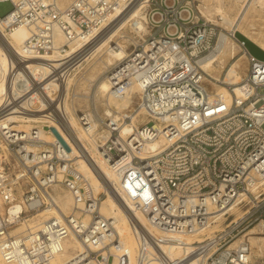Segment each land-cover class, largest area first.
I'll return each instance as SVG.
<instances>
[{
  "label": "built area",
  "instance_id": "1",
  "mask_svg": "<svg viewBox=\"0 0 264 264\" xmlns=\"http://www.w3.org/2000/svg\"><path fill=\"white\" fill-rule=\"evenodd\" d=\"M0 1L13 4L0 16L3 261L53 264L69 250L62 264H264L247 237L256 227L264 233V61L249 56L239 97L234 84L203 68L220 29L196 0H148L144 37L110 71V91L85 94L80 105L68 82L79 65L70 44L92 37L134 0ZM20 27L28 35L18 49L10 36ZM43 57L51 58L32 62ZM213 81L226 90L215 93ZM69 105L93 143L77 135ZM28 116L40 119L25 128L20 117ZM65 134L80 145L76 154ZM160 138L161 151L145 153ZM109 194L126 209L135 251L101 210Z\"/></svg>",
  "mask_w": 264,
  "mask_h": 264
},
{
  "label": "bare ground",
  "instance_id": "2",
  "mask_svg": "<svg viewBox=\"0 0 264 264\" xmlns=\"http://www.w3.org/2000/svg\"><path fill=\"white\" fill-rule=\"evenodd\" d=\"M146 1H148V0H135V2L133 4L131 3L132 6H130L131 5L130 4L125 9H123L119 13H117V15L114 17L112 22H110L107 26H105L100 31H97V33H95L92 37H90L89 39L79 38L76 41H74L73 43H71L70 47L68 49V54L72 55L78 49H80L79 53L73 55L75 62H78L80 60L82 54L84 55V53H85V49H84V52L82 51L83 47H84L83 45L90 43L91 41L98 39L100 37L99 38L100 39L99 45L96 44V46H95L96 51L93 54V57L96 55H99L100 53L102 55V52H106L107 55H106V59L104 61L106 66H108L110 64H114L117 61H121L129 52L127 53L125 45L123 43H121L118 39L116 41L115 38L119 33L124 32L123 29L125 28V26L128 23L131 24V28L135 29L134 31L142 32V31L146 30V23L144 22L146 16L144 15V13L142 11L144 5L146 4ZM234 1H235V3H242V2H245V3L242 5L241 10H239V12L233 17H231L225 11L224 6L221 3H218L215 5V13H218L221 15V17H222V24L221 25H223V27L226 28L227 32L225 31V32L219 33L216 50L213 51L212 53H210L208 56H206L202 60V65H203V68L205 70L209 71L212 69V71H213V69L216 68L215 62L219 59L220 61H219L218 65H220L221 68H225L226 62H225V59L223 57L224 56L226 57V55H229L232 59H234V61L231 63V65L228 68V71H227L226 76H225V81L234 84L236 94L239 97H242L245 94V91L247 90L248 86L246 84H240L239 83L243 79V74H242V72L240 73V71H241L240 67H241L243 58L247 57V59L249 61L250 54L248 53V51L245 48V55L236 58V56L238 54V50L240 49L241 45L242 46H244V45L242 44V42H240L236 39L235 31L236 30L241 31L247 37H249L254 42H256L259 46L264 48V37L260 38L259 36H256L252 32H248L245 29L246 23L253 25V23H251V19H252L251 17H253L255 15V13L264 10V0H234ZM203 12H204L205 16L211 15L210 13L207 14L208 12H210L209 10L203 11ZM219 23H221V22H219ZM27 35H28V30L26 28L20 27V28H17L11 34L10 40L16 48L20 49L22 47L23 41L25 40ZM121 35L122 34H120V37H122ZM125 36H123V37H125ZM63 41H64V36H63V34L60 33L58 36V43H61ZM114 45L117 48H115ZM81 46H83V47H81ZM48 58H51V57H43V58H41V60L37 59V60H34L32 62L37 63V65H41L45 60H48ZM110 66H108V67H110ZM6 67H7V59L2 55L1 50H0V76H1L2 72L4 71V69H6ZM210 74H213V73L210 72ZM216 74H213V75L216 76ZM74 75H76V73ZM73 77L74 76H71V75L69 77L68 82H69L70 86H71V83L74 79ZM107 78H108V76L107 77L105 76V77H103L102 80H100L98 82V85H97L98 91H99L98 95H100V93H102L101 95L103 96V95H106L107 92L110 91V84H109ZM212 87H213L215 93H221V92H224L226 90V87L223 84L220 85V83H217L215 81H213ZM212 87H210V88H212ZM96 88L97 87H95L94 89H96ZM219 88H221L222 90ZM2 89H3V84L1 83V80H0V91H2ZM111 102L116 103V101H114L112 99H111ZM130 102H131V100H128L127 98H125V101L123 102L122 105L126 106ZM68 110L70 113V121L72 122L73 126L78 128V130H79L77 132V135L79 136V138L85 142L88 140H89V142H92V140H91L92 138H91L90 134L86 130H84L83 128L80 127V125L78 123V118H77L76 112L73 110L72 105L68 106ZM92 117L94 118L95 123H97L96 116L93 115ZM17 118H19V117L18 116H12V119L17 120ZM34 118H36V117H33V116H28L26 118L20 117V121L22 122L21 123L22 126H24L25 128H29L31 126V122ZM36 119H40V118H36ZM40 135L42 138H44L46 140H53V137L44 131H41ZM65 135L67 136V134H65ZM66 138L69 140V142L72 146L71 148L73 150V153L76 154L78 152V146H80V145L77 144L78 145L77 146L76 144H74L73 140L70 137L67 136ZM164 141H165L164 138L154 139V140L148 141L145 148H144L145 153H150L154 150H156L157 152H160L161 151V144ZM92 156H93L94 160H96L97 164H99L101 166L102 170L107 174V176L109 178H113L111 173L108 171V164L104 160L99 158V154L96 153L95 151H93ZM91 169L88 168L85 164H83L84 172L88 176L91 177L92 182H93L96 190L99 191L102 188L101 185L99 184L100 183L99 177L96 174V172L94 171V169L93 168H91ZM60 198L63 200L62 196H60ZM64 198H65V202H64L63 208L69 212V210L72 207L73 199L70 195H67L66 197L64 196ZM101 210L107 216L114 218L116 228L118 229L120 234L124 236L126 242L129 244L131 249L133 251H135L136 250V243H135L134 237L131 233L129 220L127 218V212H126V209L124 208V206L121 204L120 200H118L114 195L109 194L108 197L105 198V200L103 201L102 206H101ZM234 210L237 211L236 218H239L242 216V214H243L242 210H240L239 208H236V207L234 208ZM46 218H49V217H46ZM254 229L255 228H252L251 230H249V232H248V234H250L249 239H250L252 245L257 247L256 251H258V253L262 256L264 253V237L254 235V233H255ZM76 247L80 248L81 244L76 242ZM67 249H68V246H67ZM69 255H70L69 250H66L63 254H61L60 256L57 257V259L55 260V262L53 264H62L66 258H69ZM0 264H14V263H7V262L3 261L0 257Z\"/></svg>",
  "mask_w": 264,
  "mask_h": 264
},
{
  "label": "rangeland",
  "instance_id": "3",
  "mask_svg": "<svg viewBox=\"0 0 264 264\" xmlns=\"http://www.w3.org/2000/svg\"><path fill=\"white\" fill-rule=\"evenodd\" d=\"M134 2H135V0L132 2V4ZM218 3H221L224 6L225 11L231 17H233L239 12V10H241L242 5L245 2L235 3L234 0H196V5L198 6V8H200V10L202 12L207 11V10L210 11L207 13V14L210 13L211 14L210 16H207V15L205 16L204 12L202 13V15L204 14L203 16L206 18L210 17L209 19H211L213 23L218 24L220 30H219V32H217V34L219 35L220 32H225V31L227 32V30H226V28L223 27V25H221L222 20L218 19L220 14L215 13V5ZM132 4L130 6H132ZM12 9H13V4L10 1H0V16L1 17L6 15L7 13H9ZM142 11H143L144 15L146 16V10L144 7H143ZM251 18H252L251 23H253V25L246 23L245 29L248 32H252L256 36H259L260 38L264 37V35H263L264 34V10L255 13V15ZM144 22L146 23V18H145ZM219 22H221V23H219ZM134 30L135 29L131 28V24L128 23L125 26V28L123 29L124 32L119 33L115 38L116 41L118 39L121 43H123L125 45L127 53L132 50L134 44H136L139 40H141L144 37L145 32H137ZM120 34H122L121 35L122 37H120ZM123 36H125V37H123ZM98 39H95V40L91 41L90 43L84 44L83 45L84 47L81 46V47H83V50H82L83 52L85 49V53H84V55L82 54L80 60L77 62V63H79L78 67H76L71 74V76H74L73 77L74 79H73L71 86H70V93L78 95V97L75 99V102L79 103L80 105L86 103V100L83 97V95H85V94L87 95V94H91V93L97 94V95L99 94L98 86H97L98 82L100 80H102L103 77H105V76L107 77L109 75L110 71L113 69V67L119 62V61H117L114 64H110L112 67L110 65H108L110 67L106 66L104 63V61L106 59V55H107L106 52H102V55L100 53L99 55H96L93 57V54L96 51L95 46H96V44L99 45V42H100V39L99 40ZM79 52H80V49H78L72 55H75ZM243 55H245V47L241 45L240 49L238 50V54H237L236 58L241 57ZM223 58L225 59V62H226L225 68H221V66L218 65L219 61H220L218 59L215 62L216 68L213 69V71H212V69L209 70V72H211L213 74L217 73L216 76H214L213 74H211V75L215 78H219L221 81L225 80V76H226V73L228 71V68L231 65V63L234 61V59H232L229 55H226V57L224 56ZM249 68H250V64H249L247 57L243 58L242 64L240 67V70H241L240 73L242 72L243 77L248 73ZM75 73H76V75H74ZM211 86H213V84H211L209 82L208 87L210 88ZM95 87H97V88L94 89ZM212 89H213V87H212ZM219 89H221V88H219ZM101 94L102 93H100V95H98V96L101 97L102 96ZM135 101H136V99L134 100V103H135ZM247 231L249 232V230H247ZM254 231H255L254 235L264 237V233H258L259 232L258 227H256L254 229ZM248 232H247V237H250V234H248ZM252 247H253L254 260L264 263V253L261 256L258 253V251H256L257 247L254 245H252Z\"/></svg>",
  "mask_w": 264,
  "mask_h": 264
},
{
  "label": "water",
  "instance_id": "4",
  "mask_svg": "<svg viewBox=\"0 0 264 264\" xmlns=\"http://www.w3.org/2000/svg\"><path fill=\"white\" fill-rule=\"evenodd\" d=\"M235 37L238 41L242 42V44L244 45V47L246 48V50L250 55H252L258 60L264 61V48L259 46L256 42H254L252 39L247 37L241 31L236 30ZM52 131L58 137L61 143L69 150L70 147L68 146L64 138L61 136V134L55 128H52Z\"/></svg>",
  "mask_w": 264,
  "mask_h": 264
}]
</instances>
